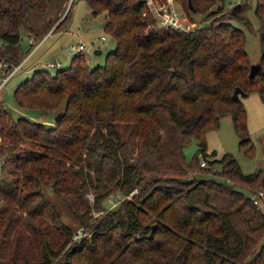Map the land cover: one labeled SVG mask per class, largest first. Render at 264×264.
<instances>
[{"label": "trees", "instance_id": "obj_1", "mask_svg": "<svg viewBox=\"0 0 264 264\" xmlns=\"http://www.w3.org/2000/svg\"><path fill=\"white\" fill-rule=\"evenodd\" d=\"M51 1L0 0V58L18 62L20 30ZM176 1L190 20L204 16L194 32L154 30L141 0H86L114 40L103 66L74 53L67 67L35 69L13 91L20 108L48 112L53 124L14 117L1 96L0 140L14 152L6 158L11 178L0 184V264H55L67 246L61 264H264V213L246 189L264 188V171L243 173L229 153L211 167L197 160L204 133L224 115L238 150L253 155L247 111L232 94L239 87L264 104V0H255L261 68L251 78L244 32L233 25L249 23L241 6ZM185 136L199 141L191 161ZM217 163L222 180L195 178ZM47 187L88 210L91 188L124 197L92 222L90 237L71 243ZM103 197H94L98 210Z\"/></svg>", "mask_w": 264, "mask_h": 264}, {"label": "rangeland", "instance_id": "obj_2", "mask_svg": "<svg viewBox=\"0 0 264 264\" xmlns=\"http://www.w3.org/2000/svg\"><path fill=\"white\" fill-rule=\"evenodd\" d=\"M237 3L241 4V8L245 11L249 23L246 25L233 21V25L243 30L250 61L251 63H257L260 59L259 28L261 24L255 15V0H230L229 7L231 8ZM203 19L204 16L196 14L191 21L196 26ZM29 26L31 28L29 31L20 30V42L18 47H16L19 60L32 49L28 43V34H34L38 39L43 38L48 33L51 34L42 41L39 48L35 50L36 53L34 52L30 56L23 70L9 79L10 81L1 93L3 106L8 111H11L14 117H26L39 123L51 125L54 122V116L50 113L26 107L20 108L13 95L14 89L25 78L29 77L35 69L45 68L51 74H54L58 68H47L46 64L49 61L56 59L62 63L63 67L70 65L71 56L74 54L70 51L71 44L80 43L85 45L82 53L91 67L103 66L106 54L114 49L115 44L113 38L103 29V15L94 16L91 14L86 0H52L50 8L45 13L31 15ZM95 49H100L102 53L95 55ZM241 101L247 111L248 133L253 143V155L247 157L238 150L239 136L235 132L233 119L230 115H224L220 118L217 128L204 133L202 141L205 149L204 154L200 153L197 158L199 163L204 159L207 161L206 167H211L210 161L229 153L237 160L243 173L264 171V104L261 103L255 92L248 94L246 98H241ZM123 128L120 127L119 130L123 132ZM198 147L199 141L197 139L192 136H185L183 153L187 161L193 160L197 155ZM12 152L14 150L0 140V184L4 178H11V174L8 171L10 166L6 162V158ZM214 154L216 155L215 157L213 156ZM134 157L135 154L132 155V159ZM2 164H4L3 168H1ZM221 170V165L217 163V165L213 166L211 172H197L194 176L200 180H222L218 175ZM90 172L92 177H94L95 174L92 171ZM46 189V196L59 213V220H62V223L71 229L72 234L79 228L91 234L89 227L92 222L103 216L108 208H118L119 201L124 197L115 188H111L106 193L98 192L95 188H91L85 197L91 208L88 210L84 204H81L76 198L74 200L71 195L60 193L56 196L49 187ZM246 189L254 192L253 194L258 191L264 193V188L258 185H250ZM97 193L106 194V197H103L100 201V210L95 208L93 203ZM1 199L0 195V204ZM262 211L264 212V206ZM67 250L68 247H65L61 251L60 256L54 260L55 264H61L60 261L64 258L62 254L67 252Z\"/></svg>", "mask_w": 264, "mask_h": 264}, {"label": "built area", "instance_id": "obj_3", "mask_svg": "<svg viewBox=\"0 0 264 264\" xmlns=\"http://www.w3.org/2000/svg\"><path fill=\"white\" fill-rule=\"evenodd\" d=\"M145 6L147 12L152 15L153 23L151 27L154 30L165 31L172 30L179 33L186 32L192 33L198 27L189 19L188 13L178 5L176 0H141ZM51 33H48L43 38H37L33 34H28V43L32 47L26 56H23L18 62H13L9 57L0 58V98L1 93L4 87L10 81L9 79L14 76L19 71L23 70L24 65L30 58V56L36 52L39 48V45L42 41L49 36ZM37 43V44H36ZM85 49V45L77 43L70 45V51L73 53L82 52ZM47 68L55 69L62 67V63L58 60L49 61L46 64ZM206 160H201L200 167H206ZM137 190H134L133 193H136ZM264 193L259 191L257 194L250 196L253 203L262 211L264 206L263 201ZM123 199V198H122ZM121 199V200H122ZM263 212V211H262ZM264 213V212H263ZM71 238V243L80 241L83 238L90 237V233L85 232L82 228L77 229ZM68 247V246H67ZM54 264V263H52Z\"/></svg>", "mask_w": 264, "mask_h": 264}, {"label": "water", "instance_id": "obj_4", "mask_svg": "<svg viewBox=\"0 0 264 264\" xmlns=\"http://www.w3.org/2000/svg\"><path fill=\"white\" fill-rule=\"evenodd\" d=\"M241 4L240 3H237L235 4L232 9L234 12H236L237 10H239ZM193 37V35H192ZM102 53V51L100 49H95L94 50V54L95 55H100ZM261 68V63L260 62H257V63H252L250 65V68H249V77H254L255 74L258 72V70ZM248 95L247 92H244L241 88L239 87H235L234 91H233V94H232V97L234 100H239L240 98H246V96ZM61 116V113L58 112L56 117H55V121L57 122V120H59ZM155 229V225H153L151 227V230H150V235H149V238H152L153 237V230Z\"/></svg>", "mask_w": 264, "mask_h": 264}, {"label": "crops", "instance_id": "obj_5", "mask_svg": "<svg viewBox=\"0 0 264 264\" xmlns=\"http://www.w3.org/2000/svg\"><path fill=\"white\" fill-rule=\"evenodd\" d=\"M55 31V30H54ZM34 36H36V35H34ZM44 41V40H43ZM36 53V52H35ZM35 63H38V62H35Z\"/></svg>", "mask_w": 264, "mask_h": 264}]
</instances>
